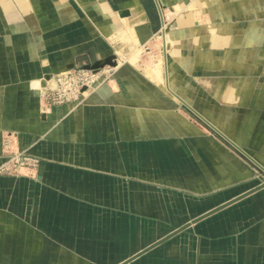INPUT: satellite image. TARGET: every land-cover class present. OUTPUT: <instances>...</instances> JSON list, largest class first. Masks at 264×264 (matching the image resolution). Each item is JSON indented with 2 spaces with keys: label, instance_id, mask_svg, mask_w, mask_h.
<instances>
[{
  "label": "crops",
  "instance_id": "0c3cea01",
  "mask_svg": "<svg viewBox=\"0 0 264 264\" xmlns=\"http://www.w3.org/2000/svg\"><path fill=\"white\" fill-rule=\"evenodd\" d=\"M165 12L170 90L140 59ZM262 30L264 0H0V164L6 133L41 158L0 175V264H264V210H230L247 196L187 225L244 192L226 189L241 160L182 109L201 115L188 92L207 45ZM110 53L137 58L79 106L42 100L46 74Z\"/></svg>",
  "mask_w": 264,
  "mask_h": 264
},
{
  "label": "rangeland",
  "instance_id": "374dc122",
  "mask_svg": "<svg viewBox=\"0 0 264 264\" xmlns=\"http://www.w3.org/2000/svg\"><path fill=\"white\" fill-rule=\"evenodd\" d=\"M168 23H165V28L162 26L157 34L167 32V37H169L171 31L170 17ZM206 47L211 54L206 59L205 67L207 69L196 68L197 74L194 76L198 84L195 87L194 84H191L188 92L189 99L196 105L193 107L204 118L191 107L184 106L182 109L199 122L200 126H204L212 137L214 136L216 140L225 144L230 153H235L237 163L238 160H241L242 179L227 186V195L229 196L240 191L251 190L264 183V36L260 35L258 42L210 43ZM168 48L170 52V45ZM162 49L161 37L152 38L140 55L141 63L149 68L158 66L164 74L165 60ZM110 67L113 68L112 65H106L102 69ZM167 77L169 78V74ZM197 77L199 78L197 79ZM202 78L208 86H202L199 83V81L202 82ZM103 81L105 80L103 79ZM234 87L236 88L235 91L232 90ZM224 95L228 99L231 95H235L236 100L233 102L227 100V103L218 101ZM218 119L222 122V128L216 123ZM235 134L242 135V138H238L241 140H236ZM225 136L238 142L244 151L237 148ZM149 189L152 191V188ZM245 200L248 201L242 205ZM188 204L191 207L190 211L192 206L189 202ZM193 207L194 210H197L199 204H195ZM184 210V208L180 209V214ZM230 210H233L234 213L235 211L256 212L257 210H264V188L247 196ZM181 221L179 220V222Z\"/></svg>",
  "mask_w": 264,
  "mask_h": 264
},
{
  "label": "built area",
  "instance_id": "2783aa9c",
  "mask_svg": "<svg viewBox=\"0 0 264 264\" xmlns=\"http://www.w3.org/2000/svg\"><path fill=\"white\" fill-rule=\"evenodd\" d=\"M106 75L105 81L114 73L113 68L102 71ZM94 69L73 68L62 71L53 77L40 90L42 100L52 106L73 105L83 101L84 93L89 87L99 88L103 83L100 75ZM104 81V82H105ZM3 161L0 164V175H20L23 169H38L41 159L38 156L15 149L12 134L6 133L1 139Z\"/></svg>",
  "mask_w": 264,
  "mask_h": 264
},
{
  "label": "water",
  "instance_id": "95a60500",
  "mask_svg": "<svg viewBox=\"0 0 264 264\" xmlns=\"http://www.w3.org/2000/svg\"><path fill=\"white\" fill-rule=\"evenodd\" d=\"M126 13V12H125ZM121 14L124 15V12H121ZM106 65H112V66H116L118 65V61H117V55L115 53H110L108 54L107 56H105L104 58H95L92 62H87L85 64H82L80 66H75L74 68H87V69H94V70H98L99 68H102ZM53 76H55V73H48L45 75V79L49 80L51 79ZM46 84V83H45ZM242 151H244L242 149ZM264 188V183H262L261 185L251 189V190H248L242 194H240L239 196L229 200L228 202L222 204L221 206H218L208 212H206L205 214L199 216L198 218H195L192 222L188 223L187 225L189 224H192V223H195L197 221H199L200 219H202L203 217L209 215V214H212L213 212L219 210V209H222V208H225L243 198H245L246 196L260 190Z\"/></svg>",
  "mask_w": 264,
  "mask_h": 264
},
{
  "label": "bare ground",
  "instance_id": "6f19581e",
  "mask_svg": "<svg viewBox=\"0 0 264 264\" xmlns=\"http://www.w3.org/2000/svg\"><path fill=\"white\" fill-rule=\"evenodd\" d=\"M171 15L172 14H170L169 12H165V16H164V25H166L165 23H168V18L169 17H171ZM169 16V17H168ZM171 21V20H170ZM169 24V23H168ZM171 24V23H170ZM163 25V26H164ZM169 26V25H168ZM163 28H165V27H163ZM160 35H163V34H159V35H157V37H159ZM163 38H165L166 39V36H164L163 35ZM169 46V44H167V47ZM138 54V53H137ZM108 55V54H107ZM107 55H105V56H107ZM122 56V59H121V57H117V61H118V65H116V66H113V70H115V69H117V67L118 66H120L122 63H123V61H126V60H133V59H136L137 58V56H133L132 55V53H131V55H129V53L128 54H123V55H121ZM104 58V57H103ZM102 68H99L98 70H95L96 72H98L99 74L98 75H100V80H99V83H100V81H102V83H104V81H103V79L105 80V77H106V75H104L103 73H102V71H104V70H109V68L108 69H102ZM101 70V71H100ZM114 73H115V71H114ZM114 73L110 76V78H112L113 76H114ZM149 76L152 78V79H154V80H157L158 82H162L164 85H165V88L167 89V90H170V87H169V85H168V82H167V79H166V77L164 76V74H163V71L160 69V68H158V67H154L153 69H149ZM54 77V76H53ZM53 77L51 78V79H49V80H47V79H45V77H44V81H45V83H43V85L41 84V89H43L44 88V86H46L47 85V83L48 82H52L53 81ZM163 85V86H164ZM97 89V88H96ZM94 87H89L88 88V90L90 91V92H92V91H94V90H96ZM85 97H86V95H84V98H83V101L85 100ZM83 101L81 102V103H79V104H73L72 106L73 107H76V106H79L80 104H82L83 103ZM1 147H2V145H1ZM264 164V163H263ZM262 165V164H261Z\"/></svg>",
  "mask_w": 264,
  "mask_h": 264
}]
</instances>
